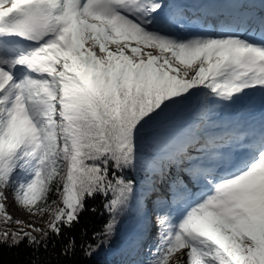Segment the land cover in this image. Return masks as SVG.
I'll return each mask as SVG.
<instances>
[{
    "label": "snow or ice",
    "instance_id": "obj_1",
    "mask_svg": "<svg viewBox=\"0 0 264 264\" xmlns=\"http://www.w3.org/2000/svg\"><path fill=\"white\" fill-rule=\"evenodd\" d=\"M249 90L264 91V0H0V224L17 226L0 244L66 264L102 198L88 257L132 217L157 235L145 264H264V119L217 116ZM9 189L43 227L13 219Z\"/></svg>",
    "mask_w": 264,
    "mask_h": 264
},
{
    "label": "trees",
    "instance_id": "obj_2",
    "mask_svg": "<svg viewBox=\"0 0 264 264\" xmlns=\"http://www.w3.org/2000/svg\"><path fill=\"white\" fill-rule=\"evenodd\" d=\"M189 112V109H185L179 116H186ZM53 198L55 199L56 197L53 195ZM103 203L102 198L89 201L88 207L90 209L95 208L96 211H85L80 216L79 224L72 229L70 234L75 237L78 247L75 255L66 259V264H111L107 256L109 248H102L98 254L91 257L84 255L83 251L79 248L81 243H92L93 233L100 232L109 220L110 217L104 210ZM128 218L123 219V221H126ZM123 221L118 225L111 246H116L120 242L119 238ZM54 259L55 254L52 252L51 245L49 246L48 252H45L43 248L37 251L34 246H29L26 239L16 247L0 244V264H33V262L40 264V261Z\"/></svg>",
    "mask_w": 264,
    "mask_h": 264
},
{
    "label": "rangeland",
    "instance_id": "obj_3",
    "mask_svg": "<svg viewBox=\"0 0 264 264\" xmlns=\"http://www.w3.org/2000/svg\"><path fill=\"white\" fill-rule=\"evenodd\" d=\"M217 108H218L217 116L219 117V119L224 120L220 116V112L223 110V108H220V106H218ZM188 114L185 117V119L188 117ZM5 203L7 206L8 213L13 217L14 220L19 219V220L24 221L25 223L35 222L37 227H43L46 224V222L48 221L47 215L40 217L39 221H37L36 219L38 216L30 215L29 213H27L26 210H24L23 208L18 206L16 203H14L13 192L10 189L7 190V199H6ZM12 205H14V206L12 207ZM17 207H19L22 210L24 215H27V218H24L20 215H16L14 213L15 211L12 212L13 209H15ZM131 221H134V219L132 217H130L126 221H123V223L121 224V230L122 231L120 233L119 244L116 246H111L107 251V256H108L109 262L111 264H122V262H125V261H133L134 264H145L146 261H149L150 259H152V256L150 255V252H149V249H152V248L146 245V239L150 235L144 236L140 246L137 247L135 250H131V251L129 250L128 240L130 237L127 238L124 235V233L127 230L128 223ZM4 229H7L9 231H16L17 226L14 223H12V224H0V230H4ZM152 233L153 232L150 231L149 234H152ZM125 246H127V250L125 252H123V249L125 248ZM180 261H181V253H175V254H173L172 258L170 259L169 264H180Z\"/></svg>",
    "mask_w": 264,
    "mask_h": 264
},
{
    "label": "bare ground",
    "instance_id": "obj_4",
    "mask_svg": "<svg viewBox=\"0 0 264 264\" xmlns=\"http://www.w3.org/2000/svg\"><path fill=\"white\" fill-rule=\"evenodd\" d=\"M251 92L250 96L245 97L243 101L238 103L237 105H233L230 107H225L220 112V116L224 119V121H238L242 123L245 119H251L250 124L253 123V119L258 116L259 113L264 111V91L260 90H249ZM218 107V106H217ZM14 205H12L13 207ZM15 211V212H14ZM16 215H20L24 218H27V215H24L22 210L17 207L13 209ZM40 217H37V221H39ZM136 223V221H131L127 225V230L124 235L129 238L135 236L141 229H143L144 236H148V240L146 239V245L151 247L153 250L155 249V245L157 243V235L152 229L151 225L145 224L143 227ZM147 230V231H146ZM152 231V234H149ZM127 250V246L123 249V252Z\"/></svg>",
    "mask_w": 264,
    "mask_h": 264
}]
</instances>
